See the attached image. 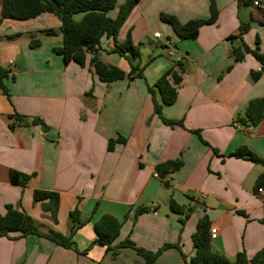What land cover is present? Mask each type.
<instances>
[{"label": "crops", "instance_id": "crops-1", "mask_svg": "<svg viewBox=\"0 0 264 264\" xmlns=\"http://www.w3.org/2000/svg\"><path fill=\"white\" fill-rule=\"evenodd\" d=\"M125 2L118 0L108 16L115 19ZM213 2L216 22L203 25L194 39L176 34L177 39L160 16L173 15L181 24L207 20L211 0H141L117 36L120 44L131 32L133 45L141 46L147 34H157V45L163 47L161 34H169L176 49L172 59L184 64L176 102L162 107L165 119L183 120V126L175 127L154 113L148 89L175 62L157 60L150 75L133 64L143 77L104 83L89 65L90 54L82 67L75 61L66 64L55 52L63 41L55 15L0 22V66L7 71L2 81L7 94L0 89V214L7 205L20 206L40 230L64 235L75 209L82 221L89 220L73 237L77 251L34 235L0 237V264H147L130 247L112 256L95 243L93 226L104 215L122 223L112 247L126 240L152 252L173 246L154 264L189 261L203 218L210 234L216 230L212 249L231 262L242 252L251 261L264 247V193L256 190L264 164L227 157L245 147L264 161V119L256 127L236 121L251 100L264 98V72L253 81L251 74L258 73L261 63L252 54L236 62L232 54L245 45L264 54V0ZM113 48L114 40L104 36L100 59L129 74L132 64ZM155 98L161 102L158 91ZM36 119L43 124H34ZM120 137L125 143L109 151V141ZM179 158L182 168L167 180L179 197L172 199L193 209L184 224L170 209L169 190L155 176L157 165ZM12 170L30 175L29 183L13 185ZM35 190L60 195L57 223L34 201ZM140 206L152 209L137 216Z\"/></svg>", "mask_w": 264, "mask_h": 264}, {"label": "trees", "instance_id": "trees-1", "mask_svg": "<svg viewBox=\"0 0 264 264\" xmlns=\"http://www.w3.org/2000/svg\"><path fill=\"white\" fill-rule=\"evenodd\" d=\"M140 1L126 0L119 7L117 17L112 19L108 16V13L116 8L118 0H3L0 22L3 19L26 21L34 19L44 13L53 14L61 21L59 32L63 37L62 46L56 48L55 52L63 57L66 64L75 61L80 66L85 67L87 55L90 54L89 65L94 69L101 82L111 83L125 78L132 80L143 77V71L131 62V59L140 57V48L139 46L133 45L131 33H128L127 39L120 44L117 43V36L128 16ZM239 1L240 3H244L247 0ZM210 12L211 16L207 20H191L185 24H181L174 16L162 14L160 17L163 22L173 27L181 39H194L198 36L199 30L203 25L213 24L217 20L218 11L213 0H211ZM47 33L55 35L57 32L48 30ZM104 36L114 40L113 52L118 53L132 64L129 74L100 59L101 41ZM232 54L236 62L243 61L245 54H252L261 63L262 68L258 73L252 72L251 74L252 80L257 81L261 73L264 72V54H261L258 48L252 49L246 45L243 46V50L241 48H233ZM183 71L184 64L181 61H176L175 65L168 69L154 86L148 85L149 92L152 94L154 100V113L170 127L183 126V120L172 121L162 116V107L171 106L177 100L178 89L182 83ZM6 75L7 71L0 66V89L4 94H7V89L2 81ZM156 91L160 95V103L155 98ZM89 95H91V92H89ZM17 119L20 120L19 117ZM263 119L264 98H259L251 100L246 107L244 116H238L236 121L242 126L256 127ZM33 123L43 124L39 119L34 120ZM195 133L199 134V132ZM117 143L123 144L125 143V139L120 137L117 140H110L108 150L113 151ZM227 157L245 159L260 165L264 164L262 159L245 147L237 149ZM182 166L183 162L180 158L156 166V171L165 187H170L167 176L179 171ZM30 179V175L14 170L10 172V182L13 185L25 187ZM261 187L264 188V173L256 181V190L258 191ZM33 199L35 202H40L43 210L50 212L53 221L57 223L60 195L56 192L35 190ZM151 209V207L140 206L136 210V215L147 213ZM170 209L173 213L182 216V224L186 222L190 213L193 211L192 208L187 209L173 199L170 201ZM70 217L71 228L69 234L64 235L54 231L44 232L40 230L32 217L22 210L20 206L10 204L6 206V213L0 214V237L18 240L34 235L50 240L66 249L77 251L73 237L89 220L82 221L80 219V212L77 209L70 213ZM93 227L97 235L95 243L105 246L108 252L112 251V256L118 254V249L130 247L142 256L147 264H154L163 251L173 247L172 245H165L161 249L152 252L138 247L131 240H126L124 243L112 247L120 234L122 223L109 215L102 216L95 222ZM13 234L16 236H12ZM193 242L195 255L189 261H186L185 264H247L248 262L252 264H264V247L251 261L247 259L244 252L238 253L233 262L229 261L224 255L215 252L212 249L211 234L208 230V221L205 218L200 220L197 232L193 236Z\"/></svg>", "mask_w": 264, "mask_h": 264}, {"label": "rangeland", "instance_id": "rangeland-1", "mask_svg": "<svg viewBox=\"0 0 264 264\" xmlns=\"http://www.w3.org/2000/svg\"><path fill=\"white\" fill-rule=\"evenodd\" d=\"M160 20H161V17H160ZM129 33H131V32H129ZM161 35H163V38L164 39H167V37H168L169 34H161ZM173 35L178 39L176 33H174ZM146 37H147V39L144 40V44L141 45V46H139V48H140V57H138L136 59H131V62L134 65H136V66L139 65L140 68H144L145 69V73H147V75H150V74H154V72H156L155 62L157 60H158V62H166L168 64H171V63H174L175 62V59L173 60L172 57H169L167 55V50L165 48L161 47L160 45L159 46L157 45V41L154 38V36H153L152 33L147 34ZM126 39H127V37H126ZM171 43L173 45L174 42L171 41ZM137 47H138V45H137ZM164 188H167L169 190L168 192H170L171 199L174 198V200L175 199L176 200H179L178 194H176L175 196H173L174 193L172 192V190H170V187L169 188L168 187H164ZM163 208L166 210V204H163ZM73 240L75 241V238H73Z\"/></svg>", "mask_w": 264, "mask_h": 264}, {"label": "built area", "instance_id": "built-area-1", "mask_svg": "<svg viewBox=\"0 0 264 264\" xmlns=\"http://www.w3.org/2000/svg\"><path fill=\"white\" fill-rule=\"evenodd\" d=\"M254 4H255V5H259V2H258V1H255ZM157 37H159V36L156 34V35H155V38H157ZM162 46H163V48H165V49L167 50V55H168L169 57H173V56H174V47H173V45H172V43H171V41H170L169 39H164ZM259 70H260V69H259ZM155 176H156V177H159L158 174H156ZM258 193H259V194H263V193H264V188H263V187L259 188V189H258ZM202 198L205 199L206 196L203 195ZM215 234H216V230H215V229H212V230H211V236L214 237Z\"/></svg>", "mask_w": 264, "mask_h": 264}]
</instances>
